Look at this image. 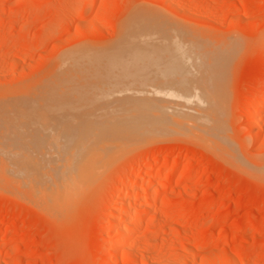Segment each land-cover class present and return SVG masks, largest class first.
I'll return each instance as SVG.
<instances>
[{
	"label": "rangeland",
	"instance_id": "rangeland-1",
	"mask_svg": "<svg viewBox=\"0 0 264 264\" xmlns=\"http://www.w3.org/2000/svg\"><path fill=\"white\" fill-rule=\"evenodd\" d=\"M84 3L0 0V172L9 151L13 156L19 149L13 134L21 125L16 130L15 124L29 122L28 110L11 103L13 94L27 86L31 91L64 52L112 44L136 15L163 26L168 41L161 50L172 57L136 64L133 75L171 92L166 97L157 90L164 96L159 107H178L185 124L168 117L175 120L168 133V119V132L159 122L163 134L152 132L115 153L85 184L57 194V205L0 178V264H264V109L258 110L264 102V0H94L80 15ZM169 48L173 55L165 53ZM119 64L106 67L130 65ZM82 66L93 74L92 64ZM41 111L34 114L44 116ZM144 159L147 173L138 176L133 171ZM120 179L126 187L134 179L152 182L158 202L115 254L118 216L129 211L125 225L135 222L154 195L138 187V198L116 207L129 190L119 193Z\"/></svg>",
	"mask_w": 264,
	"mask_h": 264
},
{
	"label": "bare ground",
	"instance_id": "bare-ground-1",
	"mask_svg": "<svg viewBox=\"0 0 264 264\" xmlns=\"http://www.w3.org/2000/svg\"><path fill=\"white\" fill-rule=\"evenodd\" d=\"M93 1L94 0H85L83 7H81V12H79L80 15L81 13L82 15L88 14L91 7L90 5ZM137 11L139 12V9ZM137 11L136 13L133 12V14L129 17L132 15L134 16L135 14L139 15ZM135 17L136 18L132 17L126 24H124L120 33L118 32V38L115 39L116 41L112 44H106L99 47H94L93 45H88L89 47H86L85 45V47H82V45V48H73L76 50L71 52L68 50V53L64 52L65 54H61L62 56L59 57L60 59H58V61H54L57 63H53L55 64L54 66L52 65L54 68H52V71L47 72L48 75L46 74L41 81H37V84L32 83L33 86L31 85V91L29 90L30 86L25 87L26 91L29 90L26 93L25 90L24 92L13 91V93L15 92L18 95L13 94L12 97H14V99L11 100L14 102L11 103H13L16 107L19 106V110L22 109L21 107H23V110H28L26 112L27 115L29 116V114H33L37 119L32 120L31 116L29 118L25 113V116L27 117L26 119L29 122H26L27 124L23 125L21 123L23 120L21 121L20 118L24 115L21 116V113L19 115L21 117L18 116L17 118V121L20 119L17 122L18 124L14 123L18 126H12H15L16 130L18 129L19 124L23 126L19 127V130L23 128L22 131L18 130L15 132L23 135L24 137L22 138L20 135L17 136L15 132L14 133L16 135L13 134L14 137L12 136L19 149L17 150L18 152L12 151L16 153H13V156L12 153H10L11 151H9V154H11V156L9 155L10 157H8L9 160L3 156L5 161H8L5 163V161L3 162L2 160L3 164L5 163L2 165L5 169L0 172V178H2L3 183L6 185L12 183L13 185H10L14 187L19 186L18 188L21 190L19 193L23 192L24 195H27L28 197L33 195L37 196V194H39L38 196L40 197V194H42V198L37 197L34 199L31 197V199H42V201L44 199L48 204L57 205V201L59 200L56 196L57 194L61 193L60 197H62L61 195L65 192H69V189H76V186L85 184L91 176L94 175L96 170L99 169V167L114 159L116 156L115 153L117 154L118 152L119 154V151L128 148L136 142H141L146 135L152 134V132L161 133V131H166L168 129H166V126L168 125H170L171 129L169 128L170 132H168L169 129L167 132L171 133V130H173L172 122H175V120L168 117L176 119L181 118L185 115L184 111H174V109L178 107H174V109H167L164 103L162 104L163 106L165 105V107H159L162 100H164L161 96H166L165 94H171V92L166 93L161 91L158 87L160 84L158 85L157 81H151L152 83H150L149 80H147L144 82L147 83L145 86V84L141 82L140 78L134 76L133 74L139 69L136 64L156 61L159 62L164 60V58L170 59V57H172L170 55H173L172 52L174 50L171 51L173 48L167 49L168 51H171V53L167 52V50L165 51V53H167L170 57L163 54L164 52H162L161 46L166 45L168 40L164 39V33L161 34L163 26H161L160 23L154 22V20L151 22L149 20L151 16H149V19L148 17L142 19L141 15L140 17L137 15ZM174 36H176L175 33ZM168 44L171 45L173 43L171 41V43ZM83 63L86 65L90 64V66L92 64L93 68L89 71H93V74H89V76H87L86 71L88 69L84 71L85 69L82 66ZM118 63H120L119 65H130L120 68L106 67L108 65ZM99 65H102V68L99 67ZM137 78L140 81H138ZM151 80H154V78ZM134 81H138V83H134ZM139 82H141V85L143 84V86L139 85ZM134 84H136V86L138 85L137 87H140L137 88ZM141 87V91H143L144 87L145 89L143 92L145 93V91H147L148 93H141V91H139ZM152 89H155L156 92ZM157 90L164 94L161 95L162 93L159 91L157 92ZM168 98L171 99L172 96ZM11 100L9 99V102ZM170 101L168 102L170 103ZM258 106L259 111L260 109H264V102L260 103ZM9 107H4V109H10ZM30 110L34 113L37 110L46 111L48 116L46 117V113H44V111L43 114L47 121L44 116H36V114L31 113ZM11 112L12 109L10 113ZM16 113L18 112L16 111ZM39 113H42V111ZM39 113H37V115ZM256 114L254 111V115ZM7 116L9 117L11 114ZM38 117L41 119H38ZM15 118L13 122H16ZM167 119L168 121H172H169L171 124L167 122V124H169L165 125ZM12 120L13 119H10L11 124ZM10 121H8L9 125ZM176 121L183 122L178 119ZM159 122L165 125H162L165 129L164 131ZM177 122L173 124L178 126L179 124H177ZM24 126L28 130H25ZM180 127L182 128L183 126ZM159 128L162 130L157 132V129ZM23 132L26 133V135L23 134ZM12 133L13 132L9 135L11 136ZM52 149H54V151ZM51 152L54 153L52 154ZM168 162L163 160L162 165H166ZM147 163L148 160H142L141 163L134 169L133 173L138 176H143L147 173V170H145L146 168H144ZM174 165L176 167L177 164ZM183 169L185 170V168ZM120 180V184H117V190L122 195V191L126 186L123 183L124 180ZM154 183L155 182H153V184ZM151 184L152 182L147 184L138 179L132 180L129 187H126L129 188V190H127V194L124 196L125 198L119 202V205L116 204V207H128L135 197L138 198L136 196L138 187H142V189H144L143 192L146 193L147 197H149L148 194L152 192L154 194H151L152 196L150 195V198L147 199L146 203H144L145 206L141 204L142 206L139 209L137 219L134 218L135 222L131 224L128 223V226L125 225L128 222L127 221L125 223V221L128 220V217L130 216L129 211H125L121 216H118L119 218L117 217L119 219L117 220L118 223L116 222L118 237L116 236L117 238L114 240L111 247L113 248L112 250L115 254L119 247L125 242L127 243L130 236L138 230V228L140 229L144 223H146V213L148 209L157 204L158 201L155 195L157 193H155V189L157 187L153 190V185ZM48 197L52 202L47 199ZM52 197L57 199L55 200L56 203H54L55 201ZM60 201L61 200L58 202L60 203ZM109 226L110 224L104 223L101 228L108 229ZM165 249H168V246L162 247V250L165 251Z\"/></svg>",
	"mask_w": 264,
	"mask_h": 264
}]
</instances>
